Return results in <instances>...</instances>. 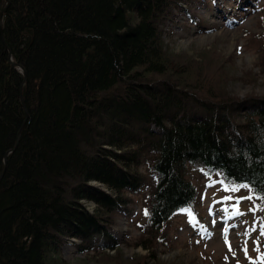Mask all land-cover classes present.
Instances as JSON below:
<instances>
[{
  "label": "trees",
  "instance_id": "16d2710c",
  "mask_svg": "<svg viewBox=\"0 0 264 264\" xmlns=\"http://www.w3.org/2000/svg\"><path fill=\"white\" fill-rule=\"evenodd\" d=\"M188 1L0 0V264H65L73 238L117 249L131 194L149 184L160 227L194 203L191 167L264 206V94H233L221 66L166 46Z\"/></svg>",
  "mask_w": 264,
  "mask_h": 264
},
{
  "label": "rangeland",
  "instance_id": "374dc122",
  "mask_svg": "<svg viewBox=\"0 0 264 264\" xmlns=\"http://www.w3.org/2000/svg\"><path fill=\"white\" fill-rule=\"evenodd\" d=\"M164 40L176 52L205 56L210 60V68L221 66L228 76L227 88L233 94H264V0L188 1L169 22ZM140 168L145 171V164ZM189 177L197 187V196L193 204L183 209L191 208L194 221L180 210L160 227H151L146 214L150 191L147 184L140 192L131 194L129 216L115 217L111 230L119 241L117 249L81 251L76 246L79 240L73 238L61 245L59 256L65 264H108L120 253L129 258L154 252L148 259L152 264H249L242 251L245 239L248 257L255 260L264 253V236L259 230L264 223V211L258 207L263 205L250 186L246 184L247 188L237 192L225 191L226 186L240 184L227 183L217 173L205 175L192 167ZM249 195L252 200L239 202L244 215L225 219L237 199ZM227 196L233 199L225 200ZM87 205L90 209L94 206ZM252 208L256 211H250ZM226 226L232 252L223 237ZM252 227L256 231L245 237V230ZM257 240L259 253L255 250ZM145 243L149 248L144 247Z\"/></svg>",
  "mask_w": 264,
  "mask_h": 264
},
{
  "label": "snow or ice",
  "instance_id": "6c2138e0",
  "mask_svg": "<svg viewBox=\"0 0 264 264\" xmlns=\"http://www.w3.org/2000/svg\"><path fill=\"white\" fill-rule=\"evenodd\" d=\"M215 183V182H213ZM220 183H223V181H221ZM248 185L246 184H240V185H233V186H226L225 187V191H231V192H237L240 190V188H247ZM225 200H232L233 198L231 196H227V197H224ZM252 200L253 199V196L252 195H249V196H246V197H240L237 199L236 203L232 205V212L230 213L229 216H226L225 219H229L231 217H235V216H241V215H244V213L240 212L239 210V202L241 200ZM261 200H264V196H261L260 197ZM259 207V210L261 211H264V206H258ZM182 212H185L189 215L190 217V220L194 221L195 220V216L191 210V208H185V209H181ZM224 211L227 213L228 212V209L225 208ZM250 211H253L255 212L256 211V208H252L250 209ZM147 214V212H146ZM260 235L261 236H264V223H261L260 225ZM228 231H229V228L226 226L224 229H223V237H224V241H225V244L228 246V249L230 252H232V247H231V244L230 242L228 241ZM253 231H256V228L255 227H252L250 229H247L245 230L244 232V236L245 237H248L250 236L251 232ZM257 244V247H256V251L259 253L260 252V248H259V240H257L255 242ZM242 251L244 252L245 254V257L249 259V264H264V253H261L260 255H258V257L253 260L252 258L248 257V247H247V239H245L243 242H242ZM235 253H233L234 255ZM227 259V257H226Z\"/></svg>",
  "mask_w": 264,
  "mask_h": 264
},
{
  "label": "water",
  "instance_id": "95a60500",
  "mask_svg": "<svg viewBox=\"0 0 264 264\" xmlns=\"http://www.w3.org/2000/svg\"><path fill=\"white\" fill-rule=\"evenodd\" d=\"M5 10H6V5H4L1 8V10H0V30H1V32H2V24H1V21H2V16H3V13H4ZM8 56L11 59V52L8 53ZM12 63L15 64V65H17V66H19V68H21L24 71V68L20 64H17L16 62H12ZM24 80H25V77H24ZM21 98H22V101L24 102V99H23L22 95H21ZM17 141H18V139H16L15 145L17 144ZM6 154L7 153L4 154V162L6 161Z\"/></svg>",
  "mask_w": 264,
  "mask_h": 264
},
{
  "label": "bare ground",
  "instance_id": "6f19581e",
  "mask_svg": "<svg viewBox=\"0 0 264 264\" xmlns=\"http://www.w3.org/2000/svg\"><path fill=\"white\" fill-rule=\"evenodd\" d=\"M89 203H93V202H89ZM93 205H94V203H93Z\"/></svg>",
  "mask_w": 264,
  "mask_h": 264
}]
</instances>
